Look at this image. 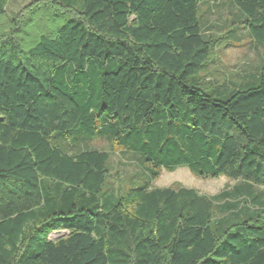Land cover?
Listing matches in <instances>:
<instances>
[{"label":"trees","instance_id":"1","mask_svg":"<svg viewBox=\"0 0 264 264\" xmlns=\"http://www.w3.org/2000/svg\"><path fill=\"white\" fill-rule=\"evenodd\" d=\"M219 1L35 0L8 19L0 264H264V53L223 97L200 86L218 41L200 16ZM232 1L264 44V0ZM102 140L141 183L113 187L110 152L90 145ZM181 166L236 185L153 186Z\"/></svg>","mask_w":264,"mask_h":264},{"label":"rangeland","instance_id":"2","mask_svg":"<svg viewBox=\"0 0 264 264\" xmlns=\"http://www.w3.org/2000/svg\"><path fill=\"white\" fill-rule=\"evenodd\" d=\"M35 0H10L5 15L0 17V29L8 26V19L15 16L25 5ZM203 9L199 16L204 31H211L218 39L208 55L210 61L197 76L205 78L200 86L216 97H223L233 86L252 80L258 73L264 53V44L257 42L238 24L239 12L232 0H220L212 8ZM26 9L21 14L27 15ZM212 26V28L209 27ZM59 146L57 139L51 140ZM110 152V169L113 187L119 191L127 186H134L143 181L141 166L130 153H121L108 140L90 144ZM154 187L183 186L195 188L200 193L216 195L225 189H230L236 182L227 176L217 178H197L186 167H177L172 171L163 170L153 181Z\"/></svg>","mask_w":264,"mask_h":264},{"label":"water","instance_id":"3","mask_svg":"<svg viewBox=\"0 0 264 264\" xmlns=\"http://www.w3.org/2000/svg\"><path fill=\"white\" fill-rule=\"evenodd\" d=\"M67 233V231L65 230H58L56 232H53V234H55V236H63Z\"/></svg>","mask_w":264,"mask_h":264}]
</instances>
